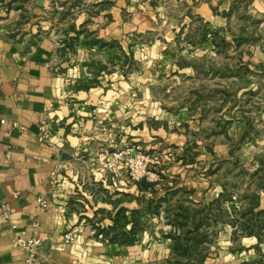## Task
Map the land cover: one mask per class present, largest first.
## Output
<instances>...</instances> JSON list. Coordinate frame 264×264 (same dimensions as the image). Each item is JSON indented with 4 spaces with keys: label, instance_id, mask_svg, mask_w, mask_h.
<instances>
[{
    "label": "crops",
    "instance_id": "obj_1",
    "mask_svg": "<svg viewBox=\"0 0 264 264\" xmlns=\"http://www.w3.org/2000/svg\"><path fill=\"white\" fill-rule=\"evenodd\" d=\"M1 120L0 264H264V0H0Z\"/></svg>",
    "mask_w": 264,
    "mask_h": 264
},
{
    "label": "built area",
    "instance_id": "obj_2",
    "mask_svg": "<svg viewBox=\"0 0 264 264\" xmlns=\"http://www.w3.org/2000/svg\"><path fill=\"white\" fill-rule=\"evenodd\" d=\"M54 105L49 104L44 107L43 112L48 116L51 111H53ZM2 124L5 123L4 120L0 121ZM13 128H19L18 124H13ZM38 140L39 142L49 143V140L52 136V130L50 128V123L48 118H43L38 123ZM113 158L112 161H107L106 155H100L94 159V161L98 162L102 169L107 171L115 172L118 163H123L126 168V174L128 178L133 182H139L141 180H147L151 175V167L160 165L161 158L153 155L146 154L142 152L135 151L132 148H125L120 151H115L110 154ZM18 194H14V198L16 199ZM36 204L40 211H46L48 209L49 203L47 199L44 197H40L36 199ZM2 211V218L5 221L9 220L8 208L6 205L0 206ZM34 228L37 227L36 224L33 225ZM11 230L16 231V227L11 226ZM78 232L77 228L72 229L70 232L66 233L63 236L65 243H72L75 239V235ZM12 245L23 251L25 254V259L23 264H36L37 262V250L42 247V240L36 238L35 236L27 237L25 232L18 233L17 236L13 237L11 240Z\"/></svg>",
    "mask_w": 264,
    "mask_h": 264
},
{
    "label": "trees",
    "instance_id": "obj_3",
    "mask_svg": "<svg viewBox=\"0 0 264 264\" xmlns=\"http://www.w3.org/2000/svg\"><path fill=\"white\" fill-rule=\"evenodd\" d=\"M142 181H144V180H141L140 183H142ZM199 224L200 223H196V224L194 223L193 229L191 231L187 232V235L189 233H193V232L195 234V235L193 234V237L191 239L192 242H193V245H191L190 247H188V246L187 247H183L181 243H178L177 242L175 244V247H174V251L177 254H179V255H184V254L185 255H188L190 251L195 250L196 248H198V246H200L202 244V242L205 241V239H206L205 237H203L202 235H200V236L198 235ZM177 225L181 227L182 223H177ZM188 241H189V239L188 238H185V242H188Z\"/></svg>",
    "mask_w": 264,
    "mask_h": 264
}]
</instances>
